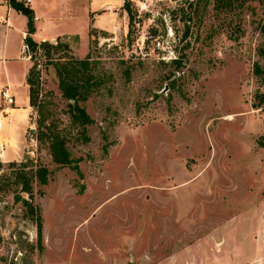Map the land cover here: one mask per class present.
I'll return each instance as SVG.
<instances>
[{"label":"rangeland","instance_id":"374dc122","mask_svg":"<svg viewBox=\"0 0 264 264\" xmlns=\"http://www.w3.org/2000/svg\"><path fill=\"white\" fill-rule=\"evenodd\" d=\"M114 8L117 34L32 53V127L13 132L0 174L27 158L49 169L34 183L42 236L0 189V264H264V0ZM88 54L102 83L81 102L93 120L83 131L58 68ZM40 119L66 136L79 171L55 163Z\"/></svg>","mask_w":264,"mask_h":264},{"label":"crops","instance_id":"0c3cea01","mask_svg":"<svg viewBox=\"0 0 264 264\" xmlns=\"http://www.w3.org/2000/svg\"><path fill=\"white\" fill-rule=\"evenodd\" d=\"M123 0H31L28 6L35 14L36 30L33 38L38 41H56L60 39L77 50L81 39L89 45L92 41L91 30L117 34V11L114 8ZM0 95L8 88L15 97V105L6 107L8 114L0 131L6 149L0 152L1 161H9L16 142L13 132L25 129L31 124L30 88L27 82L32 66L29 60L21 58V49L28 31V17L11 6L9 0H0ZM102 17H104L102 19ZM3 100L0 96V111L3 112ZM31 131V130H30ZM29 131V133H30ZM8 160H5L6 157Z\"/></svg>","mask_w":264,"mask_h":264},{"label":"trees","instance_id":"16d2710c","mask_svg":"<svg viewBox=\"0 0 264 264\" xmlns=\"http://www.w3.org/2000/svg\"><path fill=\"white\" fill-rule=\"evenodd\" d=\"M12 7L23 12L28 17V31L25 37V43H27L32 52L37 51L39 48H45L48 53L51 48L57 47L52 42L45 40L38 42L33 38L35 33V14L31 8L24 5L19 0H9ZM128 0H125L124 4L127 5ZM130 19L132 15L129 7H126ZM98 31L95 29L91 30L92 36L96 35ZM189 32V31H188ZM188 32L186 35H188ZM106 34V32H102ZM60 47L68 48L67 44L57 43ZM172 63L177 65L179 68L182 65V60L177 57L172 60ZM64 65L62 64L58 68V74L60 76V82L63 88L64 96L71 101L69 103L70 115L72 121L79 126L83 127L85 131L86 125L93 122L92 118L87 114L85 108L81 105V102L86 101L90 96L93 88L100 85L102 80L97 78L93 74L91 56L88 54L85 58L76 59L73 62L71 72L63 71ZM255 72L257 74H263L264 71L261 67L256 64ZM35 73V66H32L28 73L27 82L30 86V102L33 107L37 105V83L38 78ZM264 104V93L258 94V103L254 104L255 107H259ZM41 131L39 136L42 140L44 138L48 139L50 152L55 163L61 166L70 165L79 171V159H74L71 156V152L67 147V138L62 134L61 131L53 127L52 124H47L44 119L38 121ZM260 144L264 146V140L260 141ZM3 166V162L0 161V171ZM10 172H3L0 174V189L4 188L6 193L13 192L16 202H22L27 213L35 220L38 226L39 237L42 236V215L41 209L38 204L34 202V183L38 181L41 184H45L48 181L50 175L49 169L35 162L32 159H25L21 161H11L7 164ZM13 185L14 188H9L8 186ZM26 194L27 196H23Z\"/></svg>","mask_w":264,"mask_h":264},{"label":"built area","instance_id":"2783aa9c","mask_svg":"<svg viewBox=\"0 0 264 264\" xmlns=\"http://www.w3.org/2000/svg\"><path fill=\"white\" fill-rule=\"evenodd\" d=\"M19 1L22 2L24 5H27L30 3L31 0H19ZM123 1L125 2V0ZM3 22H4L3 18L0 17V23H3ZM32 53L33 52L31 51L30 46L27 43H24L21 49V58L25 60H30L32 57ZM1 98L3 102L5 103V107H4L3 112L0 111V128H2L4 125L3 117H5V115L8 113L6 107H9L15 103V98L9 92L8 88H4L1 90Z\"/></svg>","mask_w":264,"mask_h":264},{"label":"water","instance_id":"95a60500","mask_svg":"<svg viewBox=\"0 0 264 264\" xmlns=\"http://www.w3.org/2000/svg\"><path fill=\"white\" fill-rule=\"evenodd\" d=\"M30 132L33 133V129Z\"/></svg>","mask_w":264,"mask_h":264}]
</instances>
